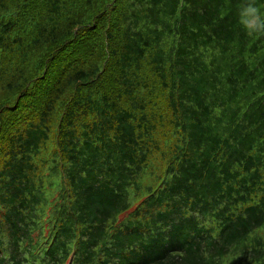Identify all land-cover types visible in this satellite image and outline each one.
Listing matches in <instances>:
<instances>
[{
	"label": "trees",
	"instance_id": "16d2710c",
	"mask_svg": "<svg viewBox=\"0 0 264 264\" xmlns=\"http://www.w3.org/2000/svg\"><path fill=\"white\" fill-rule=\"evenodd\" d=\"M244 2L0 0V264H264Z\"/></svg>",
	"mask_w": 264,
	"mask_h": 264
},
{
	"label": "clouds",
	"instance_id": "9594fccd",
	"mask_svg": "<svg viewBox=\"0 0 264 264\" xmlns=\"http://www.w3.org/2000/svg\"><path fill=\"white\" fill-rule=\"evenodd\" d=\"M237 19L242 30L250 37H264V11L257 0H245L237 11Z\"/></svg>",
	"mask_w": 264,
	"mask_h": 264
}]
</instances>
